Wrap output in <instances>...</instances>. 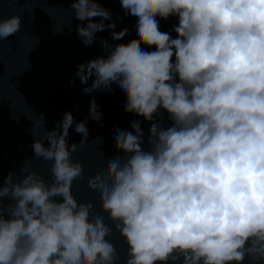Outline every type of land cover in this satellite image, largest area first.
Instances as JSON below:
<instances>
[{
    "label": "clouds",
    "instance_id": "9594fccd",
    "mask_svg": "<svg viewBox=\"0 0 264 264\" xmlns=\"http://www.w3.org/2000/svg\"><path fill=\"white\" fill-rule=\"evenodd\" d=\"M120 5L135 38H101L106 55L79 63L75 76L85 94L118 89L124 111L142 119L113 130L120 154L102 152L104 168L88 177L94 212V200L73 194L84 166L72 155L88 142L89 120L102 121L96 100L88 117L67 111L51 130L39 115L45 132L31 148L51 175L22 163L0 179V264H121L114 234L123 264H264V0ZM70 9L86 47L100 32L113 41L129 33L115 30L101 0H71ZM170 17L175 38L160 30ZM22 22L0 15V42ZM73 127L81 139L70 144Z\"/></svg>",
    "mask_w": 264,
    "mask_h": 264
},
{
    "label": "water",
    "instance_id": "95a60500",
    "mask_svg": "<svg viewBox=\"0 0 264 264\" xmlns=\"http://www.w3.org/2000/svg\"><path fill=\"white\" fill-rule=\"evenodd\" d=\"M70 3L71 0H0V15L23 17L21 31L0 42V179L9 172L19 175L22 163L50 178V164L33 157L31 148L33 140L42 139L45 132L36 123L39 115L45 114L48 130L53 129L67 111L79 122L88 117L90 101L94 98L98 111L103 114L102 121L98 124L89 120L88 142L78 146L72 155L74 161L84 166V176L74 181L72 191L78 200H94V212H98V199L88 189V177L104 168L102 152L105 156L120 154L113 147V130L130 131L131 122L142 118L124 111L125 97L118 89L85 94V85L75 73L79 63L106 55L99 43L101 38L113 44L134 39L135 23L131 17L124 16L120 0H101L103 6L112 11L117 24L115 30L127 27L129 33L123 41H113L111 30L100 32L96 42L86 47L76 34L75 26L80 22L74 19ZM159 23L161 31L171 32L175 38L172 28L178 23L177 18L170 17ZM141 47L155 50L145 45ZM72 79L74 84L70 83ZM91 83L90 79L88 86ZM141 127L147 135L149 124L143 122ZM69 131L68 142L78 143L81 135L74 127ZM98 138H102L103 143ZM113 240L123 264L126 246L115 234Z\"/></svg>",
    "mask_w": 264,
    "mask_h": 264
}]
</instances>
